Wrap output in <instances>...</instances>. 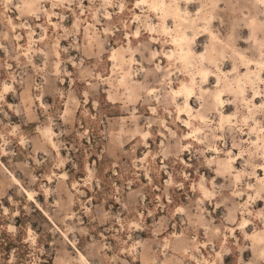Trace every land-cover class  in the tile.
Returning a JSON list of instances; mask_svg holds the SVG:
<instances>
[{
	"label": "rangeland",
	"instance_id": "1",
	"mask_svg": "<svg viewBox=\"0 0 264 264\" xmlns=\"http://www.w3.org/2000/svg\"><path fill=\"white\" fill-rule=\"evenodd\" d=\"M0 264H264V0H0Z\"/></svg>",
	"mask_w": 264,
	"mask_h": 264
}]
</instances>
